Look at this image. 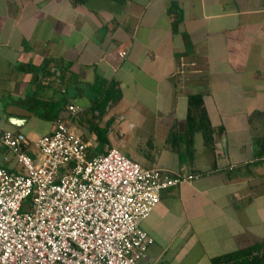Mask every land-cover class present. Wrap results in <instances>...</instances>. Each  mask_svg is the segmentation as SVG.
<instances>
[{"label":"crops","instance_id":"1","mask_svg":"<svg viewBox=\"0 0 264 264\" xmlns=\"http://www.w3.org/2000/svg\"><path fill=\"white\" fill-rule=\"evenodd\" d=\"M172 7L182 17L177 34ZM98 77L115 91L133 88L131 110L155 117L136 162L166 177L197 176L164 190L141 224L154 239L147 264H213L253 248L260 258L264 0H0V130L23 133L31 150L62 119L80 129L91 156L115 149L97 148L102 124H111L104 113L95 112L91 127L68 112L73 104L95 108ZM196 95L207 116L190 130ZM131 116L106 131L128 147L137 126ZM0 164L21 169L13 157L0 156Z\"/></svg>","mask_w":264,"mask_h":264},{"label":"built area","instance_id":"2","mask_svg":"<svg viewBox=\"0 0 264 264\" xmlns=\"http://www.w3.org/2000/svg\"><path fill=\"white\" fill-rule=\"evenodd\" d=\"M84 110L68 106L72 117ZM90 148L62 119L31 150L23 133L0 130L3 162L21 168L0 164V264H147L154 239L141 224L164 190L197 176L166 177Z\"/></svg>","mask_w":264,"mask_h":264},{"label":"rangeland","instance_id":"3","mask_svg":"<svg viewBox=\"0 0 264 264\" xmlns=\"http://www.w3.org/2000/svg\"><path fill=\"white\" fill-rule=\"evenodd\" d=\"M101 51L103 52L102 49H101ZM120 89H121V91L119 89H118L119 91L116 90L118 94L115 93L117 100L115 98H113L108 103L103 102V105H104L103 108L95 107L94 109H88V112L79 113L76 117L78 118V121L85 123V124L90 123L91 127H93V120H94V118L97 119L95 112L100 111V112L104 113L105 117L110 118L111 124H108V125L102 124L104 129H105V132L103 133V138L105 140L103 139L100 142H98L97 148L99 146H101L103 149V148H106V146H108V145H112V147H114L115 149H118L122 153L128 152L129 157L132 160L140 161L141 158H140L139 154L141 153V151H140L139 145L143 146V142L141 140H149V139L151 140V138L154 137V136H152V134H149V133H151L153 131L152 129H153V123L155 125V117L152 114H150L148 116H146L143 113L141 114L139 109H134V111L131 110L129 100L136 97L135 90L133 88H130V86H128V85L126 86V89H123V88H120ZM122 94L125 95V97H126L125 99L124 98L122 99V96H123ZM116 103H119L118 104L119 106H116L117 105ZM87 104H88L87 102H83V105H87ZM114 104H116V105L113 106ZM122 116H125L127 119L129 118V116H131V118H130L131 121L133 123H136V125H137L136 129L134 131V137H133V139L136 138V142L132 139L130 141V144H129L130 147H128L124 143L120 144L117 141H115L114 138H116V137L113 133L106 134L107 130H111V129L116 130L117 129V126H119V124H120L119 120L121 119ZM86 117H87V119H86ZM76 130L78 131V133H81L80 129L76 128ZM105 135H106V137H105ZM95 143H97V142H95ZM144 153L145 152H142V155H144ZM260 235L262 237L260 239V243H261L260 245L264 248V229L262 230Z\"/></svg>","mask_w":264,"mask_h":264},{"label":"trees","instance_id":"4","mask_svg":"<svg viewBox=\"0 0 264 264\" xmlns=\"http://www.w3.org/2000/svg\"><path fill=\"white\" fill-rule=\"evenodd\" d=\"M75 3V0H72ZM172 13L177 12L175 20L172 23V29L175 34L179 32V25L182 21L181 14L178 15V10L175 7L171 8ZM187 51L184 55H188L191 50L192 46L190 42L186 40ZM92 91L96 95V102L94 103L95 107L103 108V102H110L112 100V90L115 91V87L109 84L107 81L103 80L101 77H98L96 82L92 85ZM116 92V91H115ZM107 98V99H105ZM206 110L203 107V96L196 95L190 98L189 109H188V125L190 130H193V123L198 121H205L206 120ZM263 247L260 245V249ZM253 249H246L240 252H236L233 254L225 255L213 260V264H264V253H260V258H254L253 256Z\"/></svg>","mask_w":264,"mask_h":264},{"label":"water","instance_id":"5","mask_svg":"<svg viewBox=\"0 0 264 264\" xmlns=\"http://www.w3.org/2000/svg\"><path fill=\"white\" fill-rule=\"evenodd\" d=\"M10 122H12V123H14V122H19V119H17V118H10Z\"/></svg>","mask_w":264,"mask_h":264}]
</instances>
